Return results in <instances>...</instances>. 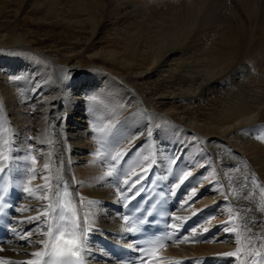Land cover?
<instances>
[{"label":"bare ground","instance_id":"obj_1","mask_svg":"<svg viewBox=\"0 0 264 264\" xmlns=\"http://www.w3.org/2000/svg\"><path fill=\"white\" fill-rule=\"evenodd\" d=\"M0 33L4 34L0 35V41L5 40L9 45L19 42L39 51L51 49L48 55H42L46 64L36 63L30 56H0V64L7 67L4 78L0 77V178L8 168L15 204L12 236L0 246V261L18 264L44 259L28 254L43 250L39 242L48 239L42 235L48 224H56L58 195L62 181L66 180L78 214L84 257L95 264H137L133 258L127 262L116 261L109 249L101 245V237H113L122 242L130 238L124 212L157 169L164 180L167 199L171 202L175 199L179 205L183 200L193 205L192 198L201 194L205 205L197 207L202 209L207 226L217 229L219 235L232 231L235 242L231 247L218 238L200 246L196 240L182 245L178 239L176 244H169L162 250L151 264L211 261L227 264L228 259L234 261L233 264H264V108L261 106L264 97L261 88H264V0H0ZM62 51L74 56H62L60 62L50 57ZM167 56L173 57L170 59L176 60L179 66L191 63L190 67L203 68L209 76L202 89L206 92L217 90L223 83L235 84L240 79L232 78L229 82L227 78L238 75L246 65L247 70H251L250 75L253 74L251 82L262 90V98L259 95L261 99L255 97L247 104L232 100L219 105L220 111L213 109L211 113H204L203 94L208 93H202L199 98L194 96V99L193 96L186 99L177 96L179 101L174 99V102L183 103L184 107L171 103L169 110L179 112L187 102L192 108L184 114L201 112L204 124L198 125V131L194 132L177 119L168 121L167 116L154 110L158 102H150L151 97L162 96V88L160 91L154 88L149 94L137 93L135 84L138 79L148 83L156 71L153 69ZM71 60L78 61L85 67L83 69L89 68V64H101L105 71L89 74L84 71L86 76L65 81L64 75L70 70L67 63ZM78 84L88 91L80 92ZM79 103H83L82 108ZM104 105L114 115L112 125L98 114L100 107L104 111ZM254 119L258 123L256 130L262 134L261 140L241 148L232 136L239 133L242 139L246 124ZM117 132L115 140L105 143L108 133L117 135ZM73 149L89 154V162L78 171L70 167L83 153L75 160ZM118 152L123 155L112 162V156ZM92 155L94 160H90ZM123 157L128 167H124ZM105 161L111 171L116 169L113 171L118 182L115 187L119 188L117 195L122 196L121 199H108L114 208L119 207L120 217L113 211L109 216L112 218L108 219L111 223L120 222L117 231L96 229L94 214L85 215V207L74 189L80 181L92 210L106 204L95 194L101 192L91 191L88 186L98 180L100 175L95 169ZM23 165L35 168L33 171L42 178L32 183L36 179L33 171L18 176ZM135 166L144 169L129 178L125 183L127 188L120 186L130 168ZM185 167L193 173L202 168L204 173L200 178L197 174L182 178V173L187 171ZM51 174L53 180L48 188L51 179L46 178ZM88 174L92 178L86 181ZM28 178L30 181L25 185ZM133 181L137 182L129 187ZM110 184L115 185L114 182ZM21 186L40 189V192L34 193L29 200L24 197ZM26 200L28 202L22 204ZM38 200L45 204L27 208L28 203ZM49 203L55 209L52 215L56 219L43 215ZM186 209L190 210V206ZM38 215L39 219H35ZM201 219L197 214L191 217L190 223L198 225ZM180 221L174 225L182 229L186 220ZM19 224L23 225L22 229L17 228ZM87 232L90 237L85 236ZM33 234L36 239L31 237ZM204 238L208 241L209 235ZM86 240L96 241L99 252L92 251ZM190 257L194 259L192 263H189Z\"/></svg>","mask_w":264,"mask_h":264},{"label":"rangeland","instance_id":"obj_2","mask_svg":"<svg viewBox=\"0 0 264 264\" xmlns=\"http://www.w3.org/2000/svg\"><path fill=\"white\" fill-rule=\"evenodd\" d=\"M22 18H23V16L21 17V19ZM1 34L4 35L3 33H0V35ZM50 51H51V49H47V50L44 49V50H40L39 51V49H37V48H35V47H33V46L29 45V44L27 45V44L19 43L18 42V43H11L9 45V44H6L5 43V40L0 41V56H2V55H10V54L15 55V56H27V57L30 56V58L32 60L36 61V63H39V64H44V62L46 64V60L43 58L42 55H48L49 54L48 52H50ZM62 52H60L58 54H54L53 56H50V57L53 58V59H55V60H57V62H60V57H62V56H68V57H73L74 56L73 53H71V52H67V51L66 52L64 51L63 53ZM99 55H97L96 58H99ZM87 57L88 58H91L89 56H87ZM170 58H173V57L167 56V58L164 59L162 61V63L159 64V66H157V67H159V69L157 67H155L153 69V70H156V71H155V73L153 72L151 74L152 77L148 81L149 84L146 83V80H143L142 81L141 79L140 80L138 79V81H137L138 83L135 82L137 93H140L139 91H141V92L144 91V92H147L149 94V92H151V90H154V88L157 91L158 90L160 91L161 90L160 88H162V90H161V92H162L161 95L162 96H157V97L155 96L153 98L152 97L151 98L149 97V98L152 99V100H150L151 103H155V102L157 103L158 102V104H155V106H156L155 108L156 109L154 108V110L157 111V113H163L165 116H167L168 121H171V120H174V119L176 120L177 119L178 121L182 122V124L186 125V127H188L189 129H191V131L193 130L194 132L195 131H198L197 130L198 125H201L202 126L204 124L203 123V118L204 117H200V115H202L201 112H198L197 114H184L185 113V110L187 111L189 108H192V106H187L186 105L187 102H184V105H185V108H183L184 111L183 110H179V112L178 111L176 112V110L175 111L172 110V109L169 110V108L171 106V103H172L173 106H176L177 105L176 107H179L180 104H181L180 107H184L183 106V103L174 102V99L176 101H179V99H176L177 96H178L177 98H183V99L192 98L191 96H193L192 99H194V96L197 97V98H199L200 97L199 95H202V93H204V92H205V94L208 93L209 95L208 94H206V95L203 94V96H204V100L203 101L204 102L203 103L201 102L202 103L201 107L204 108V110H205L204 113H211V111L213 109H218V111H220V108L221 107H219V105L225 104L227 102H231L232 100L233 101L244 102V103L247 104V103H250L251 100H253L255 97L260 98L259 95H261V98H262V90L264 92V88L261 86L262 90H259V89H261L260 87L259 88H256L254 86V83L251 82V81H253V79H252L253 78V74H252V76L250 75L251 74L250 73L251 70L250 71L247 70L248 66H246V65L243 66V67H241V70L242 71L240 70V72L238 73V75H233V77L232 76H229L227 78V80L229 82H230V80H232V78L233 79H240V80H237V82L235 84H231L233 86V88H232L231 85H226V84L223 83L221 86L217 87V90L216 89H213V90H210V91H207L206 92V90L203 91L202 89L205 88L204 82L208 81L206 79H207V77L209 78V76H207V74H205V72L203 71V68L202 69L199 68V70H198V69H195L193 67H190V64L191 63L183 64V65L180 64V66H179V64L176 63L177 62L176 60L172 61V59H170ZM61 60H62V58H61ZM70 62H72V63H70ZM67 64H68V66L67 65L66 66L70 70H68V72L66 73V75H64V80L65 81H70L71 79H79L80 76L81 77L86 76L87 74L86 73L84 74L83 73L84 71L87 72V73L88 72L89 73H91V72L99 73L100 71H105L104 70L105 68L100 67V66H102L101 64L100 65H97V64L96 65L89 64L91 66L89 68H87V69H83L85 67H82V65L79 64L78 61H76V60L68 61ZM176 64H177V66H176ZM6 68L7 67L3 63L0 64V77L1 78L2 77L4 78V73H5ZM101 69H103V70H101ZM169 72H170V74H169ZM112 75L114 76L115 74L112 73ZM132 75L133 76H136V73H133L132 72ZM115 77H117V76L115 75ZM203 79H205V80H203ZM165 84H167V85H165ZM262 85H263V83H262ZM144 86H145V88H144ZM234 86H235V88H234ZM251 86L253 88H251ZM77 87H78V89H79L80 92L88 91L87 89L84 90V85H82V84H78ZM141 88H142V90H141ZM230 88H232L233 90L232 89L229 90ZM73 90H74V87H73ZM73 90H70V91H73ZM240 91H241V93H240ZM166 92H168L170 95L171 94L172 95L170 96L168 93L165 94ZM210 92H212V93H210ZM214 92H216V93H214ZM218 92H220V93H218ZM222 92H223V94H222ZM257 92H260V94L257 93ZM70 93H72V92H70ZM176 93H179V94H176ZM236 93L239 94V95H237ZM256 93L258 95H256ZM214 94H216V95H214ZM233 94H234V96L232 97ZM241 94H243V95H241ZM187 96H189V97H187ZM235 96L237 98H235ZM238 96H239V98L241 100L238 99ZM162 97H164V98L162 99ZM166 97H169V99H167ZM263 98L261 100V103H262L261 106H262V108H264V101H263L264 99ZM113 99L116 100L115 98H113ZM123 101H124V99H123ZM163 101H165L166 103H163ZM168 102L170 104H168ZM124 103H125V101H124ZM82 104L83 103H79V105L81 106V108L83 107ZM80 106H78V104H77V108H80ZM195 106H198V105H194V107ZM120 107L126 108L123 105H120ZM103 108H104V111H102V109L100 107V111L98 112V114L100 116L102 115L101 117L104 116L108 120V122L112 125L114 123V115H113L111 109L109 107H107L106 105H104ZM157 109L158 110L160 109V110L158 111ZM178 113L180 114V116L178 115ZM256 121L254 119V121L252 120V122H248L246 124L245 132H244V134L242 133V135H243V138L242 139H240L241 134H239V133L237 135L232 136L234 138V140L236 141L237 145L240 146L241 148L244 147V146H247L249 144L252 145V143L255 144V143H259L260 142L261 137H262V134L259 133L258 130H256V127H258L257 126L258 123ZM118 135H119L118 132H117V135L115 133H108L107 134L108 139L105 141V143L112 142L113 140H115L117 138ZM223 139L225 140V138H223ZM237 140H238V142H237ZM33 147H34V145H33ZM94 149H97V148H94ZM72 153H73L72 157L75 160H78L77 158L79 157L80 153H83V152L80 149H73L72 150ZM100 153H102V152H100ZM83 154H85V155H83ZM83 154L81 155L80 160H78L70 168L73 167L72 168L73 170L75 169L76 171H78V169L80 167H82L84 164L86 165L89 162V161H87L88 158H89V154L88 153H83ZM86 154H87V158H85ZM92 159L94 160V156L93 155L90 157V160H92ZM123 160H124V157H123ZM166 160L167 159H164V161H166ZM111 161L114 162V160L112 158H111ZM176 161L177 160H175V162ZM123 163H124V167H128V166H126L127 165V161L124 160ZM201 164H203V162H201ZM107 167H108V164L106 163V161L105 162H101V164L99 163L98 166L96 167L97 169H95V171L97 172V175L98 176L100 175L98 177V180L95 183L88 184V186L91 187V191H100L101 192L100 194H98V193H95V194L99 196V198H100L99 201L100 202L103 201V202H106V204L104 203L102 206L100 205L99 207L93 208V210H92L91 209L92 207L89 205V201L87 200L88 198L86 197L83 189L80 188V183H79L80 181L76 183L74 189L76 190L75 192H77V196L79 197L80 203L85 207V210H84V213H86L85 215L89 216L90 213L94 214V219L96 220V225H98V226L95 227L96 229H99V230H112V231L114 230V231H117L119 229V225H121L120 222L111 223V222L108 221V219L109 218H112V216L111 217H109V216H110V212H113V211H115L116 214L120 217V211L118 210L119 207L117 209L114 208L112 206V204H111V201H109V200H113V199H116V198L117 199H121L122 196H120V194L117 195V191L119 190V188L118 187H115L116 184L118 183L117 182V178H116V174H114V172H116V169L115 170L113 169L114 172L111 171L112 173L109 175L110 168H107ZM141 168H142V170L144 169V167H141V166L131 167L130 168V171H128V176H126L124 178V180H123V183H119V185L120 186L122 185V187L124 186V187L127 188V185L125 184V181L126 180L128 181L130 177H133L135 174H137L141 170ZM33 169L35 170V168H32V167L27 168V167H25L23 165V169L22 170L20 169L21 171L19 172V175L18 176H20L21 174L22 175H26V174H28V172L33 171ZM171 170H172V168H171ZM185 170H187L186 167H185L184 171ZM190 170H189V172H188V170L185 171V172L182 171L184 174L185 173H191L190 175H188L186 177V179L188 177H191L192 175L194 176V174L195 175L197 174L196 176H199V178H200V176L203 175L201 173H204V171H203L202 168H201V171L199 170V172L196 171L195 173H193L192 169H190ZM96 172H94V173H96ZM48 173H50V172H48ZM183 173L181 175L182 178L184 176ZM199 173H200V175H198ZM32 174H35L34 176H36V179L34 181H32V183L33 182L35 183L36 180H37V178H40V179L42 178V176H39V173L37 174V173H35V171H33ZM44 174L46 175L45 172H44ZM28 177H29V175H28ZM48 178L51 179L50 182L48 181V184H50V185H48L49 186L48 188H50L51 182L53 180L52 179L53 178L52 174L49 177H47L46 179L48 180ZM85 178H86V181L87 180H90L92 178V175H89V174L88 175H85ZM29 181H30V178H28L27 181L24 182V184L26 183L28 185ZM111 182H114L115 185H111L110 184ZM22 184H20V185H22ZM24 184H23V186H24ZM106 184H110V185L108 187H106V188L103 189V187ZM21 188H22V192H23L24 197H26V199H29V200L32 199V196L34 197V193L35 194H38V192H40V189L36 190V188L33 189L32 190L33 192L31 191V193L29 191H26L25 190V189H29V188H23L22 186H21ZM198 196L199 195H197V197L194 196L192 198L193 200L191 202L193 203V205H190L191 203H189V205H187V203L185 202V200H183L182 201V204H180V205L177 204V200H174L173 203H172L173 204V208L175 210V212H174V215H175L174 216L175 217L174 220H175V222H177L179 224V222H181L180 220L185 219L186 220V225L188 226V224H190L187 227L185 234H183L182 238H180L178 241L182 245H186V244H189V242H192V241L196 240L197 241V245L206 246V244H209L211 240L213 241L214 239H218L219 238L218 241H220V242H224L225 241L224 244H226L227 246H231L232 247L233 246L232 245V242H235V234L232 231H227L226 233H223L222 235H219L217 229L213 230L212 227L210 228V227L207 226V223H206L207 221L204 218L203 212H201L202 209H200V208L197 207L198 204H199V206H201V205L204 204V202H203L204 196H202L201 194H200L199 197ZM195 197L197 198L196 201H195ZM26 202H28V201L27 200L26 201H22V204H25ZM28 204L29 205H28L27 208L30 207L31 209H33V207H36V206H39V205H42V204H45V203L43 201H39L38 200V201H35V202L32 201L31 203H28ZM185 205H186V207H185ZM189 206H190V210L186 209V208H189ZM195 214L196 215L197 214H200L202 216V219L200 220L201 222H199L198 225L197 224L196 225H194V224L191 225V223H190L191 217L194 218L196 216ZM177 217H179L181 219H176ZM202 220H203V222H202ZM204 220H205V222H204ZM22 227H23V225H20V224L17 225V228L18 229H22ZM206 234L209 235V239H208L209 242L206 241L207 238H204V236ZM85 236L86 237H90L89 236V232H87ZM31 237L33 239H36V234L31 235ZM181 241H185V242H181ZM87 244L90 245L89 248L92 251L99 252L98 251V248L96 247V241L89 240V241H87ZM191 259L194 260L193 257L192 258L190 257L189 263H192L191 262ZM228 260H230V259H228ZM228 260H226V261H228ZM226 261H225V263H227V264H233L234 263V261H231V260L228 261V262H226ZM231 262H233V263H231ZM202 264H215V263L213 261H211V262H203Z\"/></svg>","mask_w":264,"mask_h":264},{"label":"snow or ice","instance_id":"obj_3","mask_svg":"<svg viewBox=\"0 0 264 264\" xmlns=\"http://www.w3.org/2000/svg\"><path fill=\"white\" fill-rule=\"evenodd\" d=\"M123 154L117 153L115 156L112 157L113 160H118ZM147 159V158H145ZM47 168V165H45ZM111 174V169L109 171V175ZM191 173H185L184 177L186 178ZM137 181H133L129 187L135 185ZM125 183L127 184L128 181L126 180ZM31 193V189H25ZM47 198V197H44ZM264 211V209H262ZM55 212V209L52 207V204L49 203L46 206V211L43 213L45 217H49L50 219H56L52 215ZM33 219V218H29ZM39 219V215L35 218ZM59 219L63 220V216H60ZM176 219H181L177 217ZM127 222V218L125 217ZM47 223V221H46ZM79 224L75 221L72 222L71 230L67 232L68 239H65V228L63 224L57 223L53 226V224H48V229L42 235L48 237V239L41 240L39 243L43 245L42 251H37L34 253H30L33 257L37 258H44V259H35V260H28V261H21L18 264H73V261H79L81 259V252H82V242L80 239V234L77 231L79 229ZM176 227V225H173ZM55 229V231H54ZM185 242V241H181ZM159 247H163V245H158ZM155 246L150 249L149 251H154ZM225 255H235V253H226ZM257 256L260 255L259 252L256 253ZM0 264H9L8 261H0Z\"/></svg>","mask_w":264,"mask_h":264},{"label":"water","instance_id":"obj_4","mask_svg":"<svg viewBox=\"0 0 264 264\" xmlns=\"http://www.w3.org/2000/svg\"><path fill=\"white\" fill-rule=\"evenodd\" d=\"M6 172H7V173H9V171H8V170H6Z\"/></svg>","mask_w":264,"mask_h":264}]
</instances>
